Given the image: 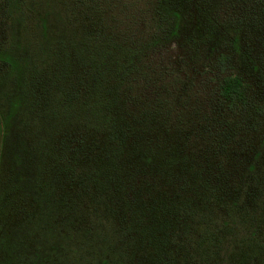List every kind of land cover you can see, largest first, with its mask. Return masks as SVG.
Wrapping results in <instances>:
<instances>
[{
    "label": "trees",
    "instance_id": "obj_1",
    "mask_svg": "<svg viewBox=\"0 0 264 264\" xmlns=\"http://www.w3.org/2000/svg\"><path fill=\"white\" fill-rule=\"evenodd\" d=\"M40 2L11 1L33 11L36 40L0 51L13 83L0 85V264H200L209 242L236 245L242 215L264 214V0H150L144 33L117 38L65 0ZM172 44L201 87L186 96L202 115L180 122L127 76ZM220 210L229 220L209 216ZM247 240L264 257V239Z\"/></svg>",
    "mask_w": 264,
    "mask_h": 264
},
{
    "label": "rangeland",
    "instance_id": "obj_2",
    "mask_svg": "<svg viewBox=\"0 0 264 264\" xmlns=\"http://www.w3.org/2000/svg\"><path fill=\"white\" fill-rule=\"evenodd\" d=\"M10 1V2H9ZM12 0H0V51L2 50H9L14 49L17 53L24 51L27 47L30 46L28 41L34 44L36 36H33L34 24L32 14H29L26 10H21L19 8L13 7L11 4ZM34 1V0H32ZM38 5L41 3V0H36ZM61 0H59L60 2ZM66 3L73 6L75 12L78 14L79 19L81 18L82 22L86 24L87 28L91 25L94 21V25L96 28L99 29V32L111 33V37L117 38L122 36L124 33H128V35L134 33L136 35H141L144 33V22L148 21L149 16V7H150V0H65ZM25 0H17V3L20 4L22 7L24 6ZM93 3L94 6L91 5ZM83 4L91 5L87 10L84 8ZM82 15L83 17H81ZM79 23V20L78 22ZM74 26H76V24ZM82 26V25H81ZM146 26V25H145ZM137 27V28H136ZM146 28V27H145ZM142 33H139L141 31ZM38 36V34H37ZM180 50L177 45H164L163 47H155L153 50L149 51L143 58L142 62L144 63V67L141 69L145 71V74L141 75V73H129L130 82L129 84L132 86V91L136 94L138 98L141 99L148 97V99L161 98L163 101H169L170 108V118L174 121L178 116L181 119L177 122L183 120L185 116H194L195 118L202 115L203 110L200 109L199 105L201 103V98L194 95V98L186 96L190 93L193 89L201 88L200 85L197 84V80L194 78H188L190 74L189 71L186 72L187 66L184 64L183 60L184 57L178 55ZM44 68L41 64L35 65L33 69L37 71V74L43 76ZM87 69V68H85ZM85 69L79 68L78 71V78L81 81H84L86 78L88 79V72ZM8 74L10 71L7 72ZM73 74V73H72ZM71 74V75H72ZM9 74L5 81H0V85L4 87L5 90H10L12 87V82L9 80ZM125 76V77H127ZM70 78V76H69ZM196 83V84H195ZM208 90L207 87H205ZM168 100V101H167ZM174 100V103H171ZM171 103V104H170ZM180 103L177 107H172V104ZM103 110V108H101ZM99 109V113H102V110ZM104 112V110H103ZM147 116L150 115L149 112H146ZM175 120V121H176ZM173 122V123H177ZM169 126L172 123H166ZM86 148L87 144H85ZM97 146V144H96ZM211 147L210 159L212 161H217L218 158L216 153H213V148ZM200 159V158H199ZM200 162L203 159L199 160ZM227 161V160H226ZM226 166V164H225ZM97 172L94 174L96 175V179L100 181L103 180L104 175L106 173V169L104 166L101 169H95ZM91 171V170H90ZM128 173V172H127ZM126 176V171L121 173V177ZM99 176V178H98ZM176 177V178H175ZM181 177L174 176L170 179H173V183L180 180ZM212 180V179H211ZM131 180L127 179L126 182ZM171 182V183H172ZM164 188V187H163ZM161 189V188H160ZM167 189V188H166ZM162 191V190H161ZM171 190H164L159 196L165 201V198L170 195ZM215 192L209 194V197L212 198ZM167 196V197H166ZM208 197V198H209ZM86 202L84 201L83 204ZM208 207H213V201L210 200L207 203ZM224 212L225 210H220ZM210 212V211H209ZM209 213H205L208 216ZM217 214V215H216ZM231 214V213H230ZM230 214L227 215V212L220 213L218 215V211H214V216L209 215L212 219L217 218L220 222L222 219H228ZM159 215V214H158ZM176 215V214H175ZM163 216L164 215H159ZM171 216L173 213L171 212ZM205 216V217H206ZM242 225L239 230L234 229V234L232 238H235L236 245H233L232 248L229 247H219L216 249V244H209L204 245V248H201L203 251H208L211 253V257L209 253L205 252V259L206 261H201L200 264H264V257L259 256L256 253V256H252L253 253H250L252 250L251 247L246 245L250 238H255L258 242L263 241L264 239V214L257 219L249 220L247 216L242 215ZM233 217V216H231ZM165 218V217H164ZM169 218V216H168ZM209 218V217H208ZM241 219V217H240ZM207 221H210L208 219ZM218 222V223H219ZM217 223V224H218ZM215 223V225H217ZM170 225V224H169ZM257 226V227H256ZM170 229V228H169ZM209 231V228L206 229ZM259 233H255L254 231H258ZM253 232V236L251 233ZM262 232V234H260ZM217 234L216 237H220L221 235L226 234L222 231L217 230L215 231ZM252 236V237H251ZM230 238L229 241H234V239ZM186 248L190 246L189 243H186ZM229 246V245H228ZM231 246V245H230ZM185 247V246H184ZM184 247L181 248L182 251ZM155 248H157L155 246ZM185 248V249H186ZM245 248L249 252H245ZM232 249V250H231ZM190 250V248L188 249ZM231 250V251H230ZM201 251V253H203ZM188 253V252H187ZM176 253L174 254L175 257ZM188 255V254H187ZM207 255V256H206ZM23 259V257H20ZM169 258V257H168ZM163 257L165 261H169L172 259H168ZM185 261L186 264H198V260L191 257H188ZM173 260V259H172ZM175 263V262H174Z\"/></svg>",
    "mask_w": 264,
    "mask_h": 264
}]
</instances>
